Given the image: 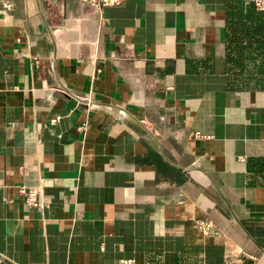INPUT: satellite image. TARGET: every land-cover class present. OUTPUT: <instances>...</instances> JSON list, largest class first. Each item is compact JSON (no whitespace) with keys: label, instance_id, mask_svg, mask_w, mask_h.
Listing matches in <instances>:
<instances>
[{"label":"crops","instance_id":"0c3cea01","mask_svg":"<svg viewBox=\"0 0 264 264\" xmlns=\"http://www.w3.org/2000/svg\"><path fill=\"white\" fill-rule=\"evenodd\" d=\"M124 259L264 261L253 0H0V264Z\"/></svg>","mask_w":264,"mask_h":264},{"label":"built area","instance_id":"2783aa9c","mask_svg":"<svg viewBox=\"0 0 264 264\" xmlns=\"http://www.w3.org/2000/svg\"><path fill=\"white\" fill-rule=\"evenodd\" d=\"M125 0H82L86 5L102 10L106 7H115L121 5ZM257 9L264 11V0H253ZM20 193L25 197L26 203L31 208H45V191L43 185L36 187H20ZM213 224L207 221H197L196 227L204 234H208L213 229ZM120 264H137L134 259H124ZM256 264H264V261L258 260Z\"/></svg>","mask_w":264,"mask_h":264}]
</instances>
